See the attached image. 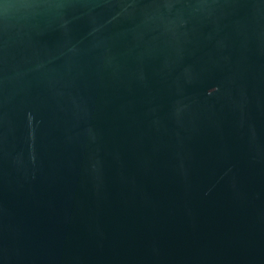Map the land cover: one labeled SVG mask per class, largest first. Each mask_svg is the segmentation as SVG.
Wrapping results in <instances>:
<instances>
[{
  "label": "water",
  "instance_id": "1",
  "mask_svg": "<svg viewBox=\"0 0 264 264\" xmlns=\"http://www.w3.org/2000/svg\"><path fill=\"white\" fill-rule=\"evenodd\" d=\"M0 264H264V0H0Z\"/></svg>",
  "mask_w": 264,
  "mask_h": 264
}]
</instances>
